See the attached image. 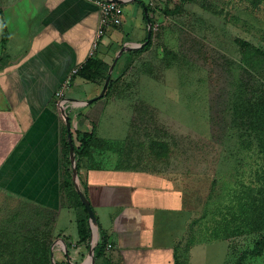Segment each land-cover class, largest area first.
Segmentation results:
<instances>
[{"label":"rangeland","instance_id":"rangeland-1","mask_svg":"<svg viewBox=\"0 0 264 264\" xmlns=\"http://www.w3.org/2000/svg\"><path fill=\"white\" fill-rule=\"evenodd\" d=\"M138 2L152 45L113 43L111 56L98 58L88 81L106 87L108 96L88 104L99 105L95 121L81 112L91 125L75 132V144L94 125V160L176 183L188 219L174 264H264V150L250 121L234 115L240 87L264 96V56L252 50L264 52V0ZM99 141L110 145L98 147ZM73 158L70 147L72 167ZM77 188L84 191L81 170L62 186L55 209L0 194V264L20 256L31 264H114L111 249L100 253L99 223ZM17 213L26 216L6 221Z\"/></svg>","mask_w":264,"mask_h":264},{"label":"crops","instance_id":"crops-1","mask_svg":"<svg viewBox=\"0 0 264 264\" xmlns=\"http://www.w3.org/2000/svg\"><path fill=\"white\" fill-rule=\"evenodd\" d=\"M97 1L0 0V194L10 199L58 207L68 135L63 115L69 114L72 137L88 128L79 115L98 119V103L94 110L88 104L104 88L78 76L63 100L55 93L90 56H111L113 43L134 49L149 42L138 0H115L124 10L122 27L105 29L98 40ZM84 163L83 192L111 244V262L174 264L175 243L184 238L181 224L188 219L178 206L176 183L144 170H96ZM79 254L71 259L78 261Z\"/></svg>","mask_w":264,"mask_h":264},{"label":"trees","instance_id":"trees-1","mask_svg":"<svg viewBox=\"0 0 264 264\" xmlns=\"http://www.w3.org/2000/svg\"><path fill=\"white\" fill-rule=\"evenodd\" d=\"M186 1H194V0H182L183 3ZM143 5V4H142ZM147 10L149 12H152V8L150 6L147 7ZM167 14H171L173 12L166 11ZM145 20L147 18L145 17ZM101 40V39H100ZM152 45L151 41L148 42L147 47L149 48ZM242 48L246 49H252L249 44H244L242 45ZM254 51V54H256L258 57L264 56V52L260 51L258 49H252ZM97 55L94 54L88 58L86 63L82 65L79 68V71L75 77H81L85 80L89 79V74L92 72L98 65V58L96 57ZM241 90H237L234 94V115L236 116V120H246L250 121L249 126L251 129L257 131L256 135L258 139L262 142L263 150H264V96L262 97H253L251 96L248 91L246 90L245 87H240ZM108 96V92L103 96L106 98ZM96 130L95 128L92 130L91 133H84L80 137V140L78 142V145L75 144V141L73 139V147H74V154H75V159L77 162V170L78 172L82 169V166L79 165V162L83 158H88L89 163H88V168L91 169H96V170H113V171H121V170H126L124 168H120L117 165L107 163L108 161L105 162V160H99L97 161L96 159L94 160L93 157H91V148L92 145L94 144L96 140ZM110 145L107 144L103 141H99L98 147L103 148V145ZM119 143H114L112 147H115ZM63 147H64V155L66 159V172H67V179H64L63 186L65 188L69 187L72 184V176H73V169L71 165V160H70V143L68 139V135L66 134L63 139ZM84 193V192H83ZM36 205V204H35ZM41 205H39L40 207ZM85 210V209H84ZM85 213L87 214V211L85 210ZM26 214L24 213H17L12 218H6V221L12 223V222H17L18 219L21 217H25ZM88 220V215L85 221ZM21 222V221H20ZM22 223V222H21ZM20 223H16V226H18ZM21 228H23V224L19 225ZM100 234H101V246H98L100 248V253L105 251V248L107 247V239L105 235H102V231L100 229ZM6 245V244H5ZM2 247V244L0 245V248ZM2 254V251L0 249V255ZM16 258V257H15ZM14 258V259H15ZM12 259L9 261L8 264H31L28 260V257H23L21 259V256L18 257V259L14 260Z\"/></svg>","mask_w":264,"mask_h":264},{"label":"built area","instance_id":"built-area-1","mask_svg":"<svg viewBox=\"0 0 264 264\" xmlns=\"http://www.w3.org/2000/svg\"><path fill=\"white\" fill-rule=\"evenodd\" d=\"M100 9V29L98 40L102 37L104 30L111 27H119L123 23L124 10L123 7L115 0H99L96 2ZM79 68L72 71L71 77L65 81L62 87L55 93V97L63 100L65 92L71 88L72 79L77 75ZM63 103V101H61ZM111 245H107V249H111ZM69 259V258H68Z\"/></svg>","mask_w":264,"mask_h":264},{"label":"water","instance_id":"water-1","mask_svg":"<svg viewBox=\"0 0 264 264\" xmlns=\"http://www.w3.org/2000/svg\"><path fill=\"white\" fill-rule=\"evenodd\" d=\"M145 11H146V9H145ZM150 38H151V33H149L148 40H150ZM104 90H106V87L104 88ZM103 96H104V94H102L100 97H103ZM65 120H66L67 129H68V139H69V143H70V147H71V153H73V155H74V158H73V161H72V164H73V167H72L73 168V175H76L77 166H76V159H75V154H74V147H73V143H72L71 121H70V118L67 115L65 116ZM77 189L79 191V194H80L82 200L84 201L85 205L87 206L89 215L96 221V216H95L94 212L91 210L90 204L87 201L84 193L82 191H80L79 188H77Z\"/></svg>","mask_w":264,"mask_h":264}]
</instances>
